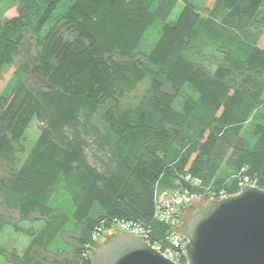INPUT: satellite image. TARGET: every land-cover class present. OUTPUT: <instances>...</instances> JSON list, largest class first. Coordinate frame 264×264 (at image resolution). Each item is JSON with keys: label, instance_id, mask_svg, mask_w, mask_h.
<instances>
[{"label": "trees", "instance_id": "1", "mask_svg": "<svg viewBox=\"0 0 264 264\" xmlns=\"http://www.w3.org/2000/svg\"><path fill=\"white\" fill-rule=\"evenodd\" d=\"M6 1L0 74L34 47L0 92V206L29 236L0 246L10 264H91L119 221L164 247L161 192L264 188V0H181L172 21L178 0ZM10 223L0 212V234Z\"/></svg>", "mask_w": 264, "mask_h": 264}, {"label": "water", "instance_id": "2", "mask_svg": "<svg viewBox=\"0 0 264 264\" xmlns=\"http://www.w3.org/2000/svg\"><path fill=\"white\" fill-rule=\"evenodd\" d=\"M179 216L174 231L185 240L184 264H264V188L244 184L221 198L195 197ZM110 231L91 264H179L129 231Z\"/></svg>", "mask_w": 264, "mask_h": 264}, {"label": "rangeland", "instance_id": "3", "mask_svg": "<svg viewBox=\"0 0 264 264\" xmlns=\"http://www.w3.org/2000/svg\"><path fill=\"white\" fill-rule=\"evenodd\" d=\"M66 2H67L66 0H62L60 7H63ZM195 2L199 5L204 4L206 6H210L211 3L213 2V0H195ZM182 5H183L182 1L178 0L176 5L171 10V12L168 16L169 21H172L176 18V16L178 15V13L180 12V10L182 8ZM0 14L6 18L11 17V16L16 14V6H9L8 1L3 0L0 2ZM258 45L259 46L264 45V32L259 39ZM33 51H34V47H33L32 39H26V41L24 42V45L21 49V55H19L18 57L15 58V66L19 65L23 61L25 56L32 53ZM15 66H12L7 72H3L0 74V92L3 90V88L8 83V81H9V79H10V77H11V75L15 69ZM26 77H27V80L29 81V83H31L33 85H39L40 84L39 79H37L35 76L31 75V76H26ZM261 112L264 114L263 109H261ZM39 132H40V123L37 121L36 118H33L31 120L28 128L25 131V140L23 141V146H24L26 151H28L32 147V145L34 144V142H35V140L39 134ZM23 158H24V154H20L21 161ZM89 160L92 161L91 159H89ZM4 173H5L4 167L0 166V175H2ZM0 212L4 213L6 218L11 221V223L9 225H7L5 227V229L2 231V233L0 234V246H2L6 250L15 249L19 253H21L23 251V249L25 248V246L29 242V236H27L26 234H23L19 231H16L14 229V223L13 222L17 221V213L16 212L7 211L4 208H2L1 206H0ZM23 224L28 225L29 222H24ZM107 232H111V231L109 230ZM102 237L103 236H101L99 239H101ZM0 264H10L9 261L7 260L5 253H0Z\"/></svg>", "mask_w": 264, "mask_h": 264}, {"label": "built area", "instance_id": "4", "mask_svg": "<svg viewBox=\"0 0 264 264\" xmlns=\"http://www.w3.org/2000/svg\"><path fill=\"white\" fill-rule=\"evenodd\" d=\"M186 179L189 180L190 183H192L194 186L201 185L200 180L196 178L186 176ZM244 184L255 185L253 181H250L247 178H245L244 181H241L239 183V186L241 187ZM206 192L209 195L208 198H214L216 194V192L209 189H207ZM201 196L202 194L189 193L187 191H163L158 194L155 202L154 218L169 225L171 228L170 232L166 235L167 244L164 247L159 244H150L146 240L147 231L139 224L119 221L115 223V226L121 230L129 231L137 235L138 237L149 243L153 248L158 250L166 258L176 263L184 264L186 262V256L183 249L185 240L181 235L174 231V227L180 222L179 214L181 207L189 203L193 198ZM218 196V198H221L226 195L224 194V191L221 190L218 192ZM99 235L100 232H96L93 235V238L97 239Z\"/></svg>", "mask_w": 264, "mask_h": 264}, {"label": "flooded vegetation", "instance_id": "5", "mask_svg": "<svg viewBox=\"0 0 264 264\" xmlns=\"http://www.w3.org/2000/svg\"><path fill=\"white\" fill-rule=\"evenodd\" d=\"M180 217V216H179Z\"/></svg>", "mask_w": 264, "mask_h": 264}]
</instances>
